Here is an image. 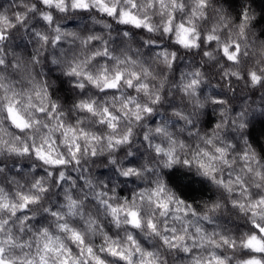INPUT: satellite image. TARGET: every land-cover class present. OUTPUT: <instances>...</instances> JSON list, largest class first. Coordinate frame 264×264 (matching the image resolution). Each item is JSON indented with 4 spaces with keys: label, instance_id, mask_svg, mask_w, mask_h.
<instances>
[{
    "label": "clouds",
    "instance_id": "obj_1",
    "mask_svg": "<svg viewBox=\"0 0 264 264\" xmlns=\"http://www.w3.org/2000/svg\"><path fill=\"white\" fill-rule=\"evenodd\" d=\"M0 264H264V0H0Z\"/></svg>",
    "mask_w": 264,
    "mask_h": 264
}]
</instances>
